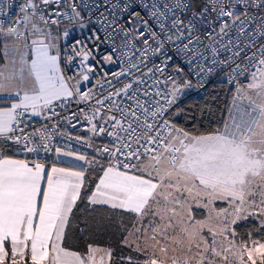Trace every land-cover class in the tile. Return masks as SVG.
<instances>
[{
  "label": "snow or ice",
  "instance_id": "snow-or-ice-1",
  "mask_svg": "<svg viewBox=\"0 0 264 264\" xmlns=\"http://www.w3.org/2000/svg\"><path fill=\"white\" fill-rule=\"evenodd\" d=\"M0 264H264V0H0Z\"/></svg>",
  "mask_w": 264,
  "mask_h": 264
},
{
  "label": "trees",
  "instance_id": "trees-1",
  "mask_svg": "<svg viewBox=\"0 0 264 264\" xmlns=\"http://www.w3.org/2000/svg\"><path fill=\"white\" fill-rule=\"evenodd\" d=\"M219 86H217V89ZM217 95V90L214 89L213 86L209 87L206 94L201 98H196L193 96H187L185 98V107H191L192 108V114L197 116V118H201V109L204 108L206 105H211L212 110L215 113L214 119H220L223 115V109H224V95L223 93H219V98L213 102L212 97ZM204 123H208L207 119V113H204Z\"/></svg>",
  "mask_w": 264,
  "mask_h": 264
},
{
  "label": "built area",
  "instance_id": "built-area-1",
  "mask_svg": "<svg viewBox=\"0 0 264 264\" xmlns=\"http://www.w3.org/2000/svg\"><path fill=\"white\" fill-rule=\"evenodd\" d=\"M213 86L212 84H209L207 89H202V88H193V90L189 93L188 96H193V97H196V98H201L203 97L207 90L209 89V87Z\"/></svg>",
  "mask_w": 264,
  "mask_h": 264
}]
</instances>
